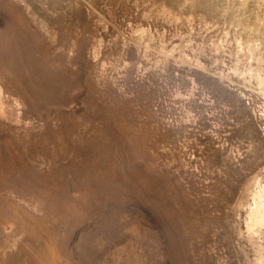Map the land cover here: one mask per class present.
Listing matches in <instances>:
<instances>
[{"label": "rangeland", "instance_id": "obj_1", "mask_svg": "<svg viewBox=\"0 0 264 264\" xmlns=\"http://www.w3.org/2000/svg\"><path fill=\"white\" fill-rule=\"evenodd\" d=\"M0 264H264V0H0Z\"/></svg>", "mask_w": 264, "mask_h": 264}]
</instances>
